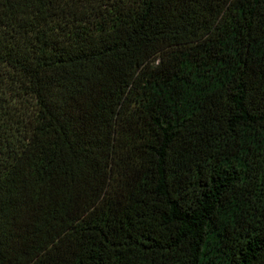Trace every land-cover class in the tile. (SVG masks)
<instances>
[{"label":"trees","instance_id":"obj_1","mask_svg":"<svg viewBox=\"0 0 264 264\" xmlns=\"http://www.w3.org/2000/svg\"><path fill=\"white\" fill-rule=\"evenodd\" d=\"M0 264H264V0H0Z\"/></svg>","mask_w":264,"mask_h":264}]
</instances>
